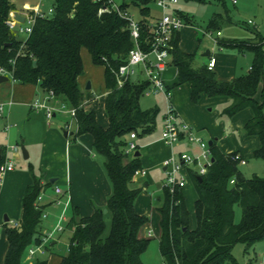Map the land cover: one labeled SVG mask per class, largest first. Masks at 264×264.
I'll return each instance as SVG.
<instances>
[{"label": "trees", "instance_id": "16d2710c", "mask_svg": "<svg viewBox=\"0 0 264 264\" xmlns=\"http://www.w3.org/2000/svg\"><path fill=\"white\" fill-rule=\"evenodd\" d=\"M155 0H122L121 6H136L144 19L142 42L150 35L147 17L152 15ZM225 4V0H220ZM54 13L38 17L32 33L19 38L12 30L10 13L17 6L14 0H0V68L14 81L38 85L45 93L53 91L55 101H66L76 109L73 120L74 136L90 133L94 148L105 156V168L112 182V194L106 204L112 221L107 230L104 208L95 207L92 214L80 216L74 210L70 228L71 239L67 254L60 264H143L142 255L150 239L140 234L150 217L135 209L143 186H135V172L142 169L141 155L126 152L129 137L135 132L143 135L153 131L159 113L157 107L144 109L141 98L149 82L140 78L118 85L120 65L126 62L134 46L129 22L116 12L99 14L100 4L94 0H53ZM188 24L193 19L181 11ZM221 13H215L208 27L215 29ZM207 27V28H208ZM221 47L240 51L251 50L254 62L247 74L221 80L208 63L195 65V54L180 47V31L174 35L170 65L178 69L176 86L189 83L191 99L208 96H227L231 102L223 113L233 116L245 108L253 109L246 122L249 135L260 138L254 151L264 160V37L257 34L252 40H219ZM86 48L95 65L104 67L107 90L105 113L109 126L103 127L95 110L86 109L91 96L83 88L82 50ZM36 62V64H34ZM1 148V147H0ZM4 151L3 148H1ZM213 162L207 172L199 175L190 169V179L197 193L195 201L196 226L190 227V213L183 189L173 192L163 188L157 207L161 215L159 237L162 264H238L232 248L238 242L248 247L264 240V175L246 176L240 169L238 153H224L213 141L210 146ZM44 186L34 175L23 197V212L19 226L8 227L9 248L4 264H48L36 258L26 262L29 247L40 244L43 207L36 202ZM241 208V219L235 221V206Z\"/></svg>", "mask_w": 264, "mask_h": 264}, {"label": "crops", "instance_id": "0c3cea01", "mask_svg": "<svg viewBox=\"0 0 264 264\" xmlns=\"http://www.w3.org/2000/svg\"><path fill=\"white\" fill-rule=\"evenodd\" d=\"M160 14L161 11L159 10V15ZM159 15L154 17L153 22L159 17ZM153 22L148 23L150 25ZM190 25L192 24H189L184 28L189 27ZM186 37L187 32L181 34L180 31V47L184 51L189 52L186 48L188 43ZM224 57L225 56L222 55L220 56V59L216 58V64L213 68L214 71L215 69L216 71H219V74L223 73L222 69L226 64ZM209 58L206 59L204 63H208ZM100 67L103 70L104 83V67ZM235 73L236 69L233 67L229 71L228 76H225V73L222 75L223 77L228 78L221 80H230L231 77L235 75ZM5 75H7L9 79L0 82V101L12 99L13 104L8 107L6 117L0 118V147L4 149L3 152L5 155L6 146L14 145V143L10 144L9 140L14 139L18 141V138L20 137L21 140L30 147H28L30 158L32 156L31 133H33L32 129L35 130L36 127L35 124H33L34 116L36 115L29 114L26 122L24 121V124L21 127L18 121L25 106H27V108L29 107L30 111H33L34 109L31 107L32 101L36 97H44L46 93L38 85L18 84L17 81L12 80L11 76L8 74ZM178 75L177 67L169 65L163 73V79L167 88L172 93V103L178 112L180 122L190 124L194 121L191 113L193 108L190 110L185 109V102L183 101V98L181 99V94H179V92L183 86H185V84H188L189 87H186V92H189L191 96V86L189 83H183L176 86V83L178 82ZM89 81L91 82V88L88 90L90 91L91 96L86 99L85 108L95 110L99 123L103 127L107 128L109 126V120L105 113V99L107 94L105 83V89L101 95V93H99L98 84L85 75L84 72V75L80 77V82L83 88H86ZM29 93L30 95H28ZM146 95L148 96V99L145 101V103L143 102L145 106H143L142 102L141 106L144 109L157 107L159 109V113L153 131L143 134L146 137L142 139L139 138L143 135H138L135 139H133L140 151L142 167L147 171L144 175L135 176V182L139 183L135 184V186H143V191L135 202V209L138 213L146 214L150 217V222L142 227L140 231L141 236L147 237L149 236L148 232L152 231V234H156L158 237H160L161 226L158 227L157 230L156 222H159L160 224L161 215L157 210V207L160 204L159 197L161 195L158 196V205H154L153 193L149 191L153 183L150 172L162 168L166 177L163 163L168 157L172 155L177 156L183 152L194 155L197 153V150L194 148L192 143L190 144L188 142L186 136L181 138L179 144L173 146H169L163 141L162 130L164 128L167 105L165 96L162 93L156 95ZM220 97L223 98L220 100H229V103L231 102L230 97ZM100 98L101 101L99 102ZM249 108H245L241 111L248 110ZM246 112L248 113L245 115L247 118L244 119L243 128L247 133L245 124L253 116V110L251 109V112ZM236 114L234 115L236 116ZM55 116H57V113ZM8 123H14L16 125L7 130L5 126ZM59 128L60 127L52 128L46 126L44 133H40V135H42V149L38 158L36 157L34 159V162L25 164L23 167H17V162L20 160L19 154L22 152V149L20 153H14V158L16 160L15 168L6 174L4 184L0 192V264H4L5 256L9 248L7 228L10 227L11 221L20 220L23 212L24 192L28 185L33 184L34 175L41 178L42 185L44 186L42 191L44 192V198H42L40 205L43 207V211L47 214V217L49 214L46 209H50V207L54 205L57 200L61 201L60 204L62 205V202L67 200L68 194L70 195V201L66 211L69 209V211L73 213L74 210H77L80 216H87L93 213L95 207L106 208L107 200L112 194L113 190L112 182L106 171L105 162L99 159V157L96 155L98 152L94 148V137L90 133L74 136L76 128L73 131L67 130L69 134L65 135L64 129ZM13 129H17V131L13 132ZM247 135L249 137H245L244 135L240 136L241 142H238L237 140L234 141V137L230 142L231 139H229L226 135H223L221 140H218L217 138L219 142H216V144L224 153H232L236 151L238 155L243 158L241 151L242 149H251V152L254 154V151L261 145L260 139L258 145L256 144L255 138L250 139V136L256 135H249L248 133ZM130 139L131 138L129 137V140ZM15 145H18V142ZM11 152L12 151L9 152V155ZM64 164L65 167L63 170L62 168ZM51 179H55V181L52 182ZM140 181L143 183L140 184ZM190 186H193L194 188L192 180H190L186 188L183 189L187 206L189 203L187 200V189ZM57 187L61 188V193L56 192ZM161 190H163V188ZM196 198L197 193L193 202L194 211ZM45 231L41 232L43 236L46 234ZM56 243V241L53 242V244Z\"/></svg>", "mask_w": 264, "mask_h": 264}, {"label": "rangeland", "instance_id": "374dc122", "mask_svg": "<svg viewBox=\"0 0 264 264\" xmlns=\"http://www.w3.org/2000/svg\"><path fill=\"white\" fill-rule=\"evenodd\" d=\"M122 3V0H118ZM25 2H29L30 4H36L38 0H14V3L18 8H22V4ZM53 5V0H44L43 7L47 9L49 6ZM177 9H180L183 13L187 14L190 18L193 19V24L189 27L183 28L181 30V34L187 32V50L191 53L195 54V65L200 66L203 64L209 56L205 57L203 54L210 50L211 54H213L216 58L220 59V56L224 55V60L226 64L222 69L221 74L219 71L215 72L219 79H226L228 77H223L222 75L225 73V76H228L229 71L235 67L236 73L232 78L242 76L247 74L251 69L254 62V53L251 50L240 51L237 48L233 47H221L218 41H214L207 33L206 30H209L208 27L209 22L212 16L215 13H221L222 17H219L217 20L218 25L215 27L214 36H216L217 30H221V35L219 36V40L222 41H232V40H241L247 41L252 40V38L257 34H260L264 37V0H238L236 4L232 2V0H225V4L220 0H180L176 5ZM152 15L147 17L148 22H153V19L156 15H159V9L155 4L151 5ZM129 11L133 15L134 19L139 21L140 19H144L140 14V10L136 6H130ZM251 20L253 23H249ZM208 27V28H207ZM12 30L19 38H24L18 32V25L13 24ZM82 57L84 61V71L85 75H87L90 79H92L99 86V93H103L105 87L103 83V70L100 66H97L93 63L90 53L86 48L82 50ZM139 78H143V75L139 73V75H135L132 77L133 80H138ZM13 80V79H12ZM20 84V83H18ZM186 87H189L188 84H185L181 91L179 92L181 99L185 102V109L191 110L194 121L189 125L192 127L194 135L197 139H200L199 142H192L194 148H196V152L194 156H198L204 149H209V142L222 139V136L226 135L232 141L241 142V135L245 137H249L243 128L244 119L246 111L251 112L252 108L248 110L241 111L233 116L223 113V109L229 104L228 101H223L222 97L217 96H208L202 95L199 101L194 102L191 99L189 92H186ZM30 95V93L28 94ZM153 95V94H151ZM42 97V96H40ZM148 99V96L145 94L141 98V102L143 106H145V101ZM101 101V98L99 102ZM144 102V103H143ZM60 107L62 110L57 112V116L52 117L50 120L46 116L45 110H33L30 111L29 107L25 106L23 113L20 115V119L18 123L20 127L26 122L29 114L36 115L34 116L33 124H35V130H33L31 137V145H32V156L28 159H25L23 153L19 154V162H17V167H23L25 164L30 162H34V159L40 155L42 149V135L45 131V127L49 126L52 128L60 127L65 130H75L76 124L73 120V116L71 115V105L66 101H60ZM8 110V109H7ZM253 110V109H252ZM50 122V124H49ZM69 127V128H68ZM59 128V129H60ZM13 132H16L17 129H13ZM163 132V130H162ZM245 133V134H243ZM146 137L145 135L141 136L139 139ZM256 139V144H259V137L250 136ZM218 138V140H217ZM10 144H16L20 148L22 145L26 147L27 150L29 145L26 144L18 138L17 140L10 139ZM128 141L130 142L131 139ZM179 144L176 143L175 145ZM191 144V143H190ZM232 145V143H231ZM30 148V147H29ZM242 156L245 160H247L246 164H240V169L246 176H252L254 174L264 175V160L261 158H256L254 154L251 152V149H242ZM96 155L105 162V156L96 153ZM10 156L14 157V152H11ZM65 164L63 165L64 170ZM151 180L152 185L150 187V192L153 193L154 205H158V196L162 195V186L165 180V173L162 168H159L155 171H151ZM143 183V182H142ZM140 181V184H142ZM135 184H139L135 182ZM187 200H188V210L190 213V226L193 228L196 226V215L193 209V202L196 197V191L193 186H190L188 189ZM57 194V193H56ZM44 198V192H42ZM61 195V194H58ZM58 201V200H57ZM64 202L58 204L54 203L50 207V209H46L49 216H42V223L40 232L45 231L46 233L51 232L56 226L59 217L63 211ZM235 221L239 222L241 219V208L237 204L235 206ZM72 212L66 211L65 219L62 221L63 230L56 232L52 239H49L46 242V253L42 254L38 252L35 257L29 258L27 256L26 262H32L36 258L47 259L48 264H60L61 256L67 254L71 239V230L67 227L68 223L71 221ZM112 217L110 213L106 214V223L107 230L105 235L109 233L111 227ZM157 230L160 227L159 222H156ZM42 229V231H41ZM42 234V233H41ZM43 236V235H42ZM150 239V243L147 249L144 251L142 255L143 264H162L163 258L160 252L159 246V237L155 234L151 236H147ZM56 241V244L53 242ZM264 240H261L255 243L253 246L248 247L243 242H238L232 248V255L235 258L238 264H264ZM225 264H231L227 262Z\"/></svg>", "mask_w": 264, "mask_h": 264}, {"label": "built area", "instance_id": "2783aa9c", "mask_svg": "<svg viewBox=\"0 0 264 264\" xmlns=\"http://www.w3.org/2000/svg\"><path fill=\"white\" fill-rule=\"evenodd\" d=\"M100 4L99 14L116 12L119 16L126 19L129 22L131 37L134 41V46L130 50L126 62L120 65L118 71V85L122 86L127 80L132 79L133 76L141 73L143 78L149 82V86L145 91V94H164L167 105L165 112V123L162 132L163 141L173 146L178 143L183 136H186L189 143L199 142L194 135L192 127L185 122H180L179 115L172 103V93L167 88L163 79V73L170 65L172 59V50L174 48V35L176 32L181 31L185 26L189 24L181 15V10L175 8L180 0H155L154 4L161 11L159 17L149 25L150 35L142 42V25L139 21L135 20L129 9H124L118 0H94ZM44 0H38L36 4H30L25 2L22 4V8L16 7L10 13L11 21L13 24L18 25V32L28 37L34 28L35 22L38 17L46 18L50 17L54 13V6L51 5L47 9L43 7ZM234 4L238 0H232ZM19 11L21 15L25 17L23 22L15 19L14 12ZM249 23H253L249 20ZM207 33L214 41H218L219 36L222 34L221 30H217L216 36H214V30H206ZM216 64V57L210 55L208 61V68L213 69ZM0 73L8 74L6 70L1 67ZM9 75V74H8ZM10 76V75H9ZM140 79V78H139ZM55 94L53 91L46 92L44 97H36L31 107L35 110H45L47 118L50 120L56 115V113L62 108L60 107V101H55ZM13 104L12 99L0 101V118L6 117V112L9 106ZM76 109L72 107L71 115L74 117ZM16 124L8 123L5 128L8 130ZM69 128V127H68ZM138 135L135 132L131 133V141L127 147L126 152L132 155L137 150V144L133 140ZM20 153L21 148L19 145H7L6 154L2 152V159L0 162V192L2 190L5 176L8 172L14 170L16 160L9 155V152ZM240 158L241 164H246V160L237 155ZM213 162L211 149H204L201 154L194 156L190 153L183 152L179 155H172L164 161V167L166 177L162 188H168L173 192L176 188L185 189L190 179V169L193 168L199 175H203L207 172L208 168ZM146 169H138L135 172V176L146 174ZM57 193H61L60 187L56 188ZM43 198L42 193L39 195L36 202L37 207H41L40 202ZM70 195L68 194L67 200L64 202V209L59 217V220L51 232L46 233L42 237L40 244H33L28 249L27 256L29 258L35 257L40 252L46 253V242L52 239L54 234L60 230H63L62 221L66 216V208L69 205ZM58 204L61 201H56ZM42 216L47 217V214L43 211ZM11 227L19 226V221H11ZM148 235H152V231L148 232Z\"/></svg>", "mask_w": 264, "mask_h": 264}, {"label": "water", "instance_id": "95a60500", "mask_svg": "<svg viewBox=\"0 0 264 264\" xmlns=\"http://www.w3.org/2000/svg\"><path fill=\"white\" fill-rule=\"evenodd\" d=\"M14 15H15V19L18 20V21H20V22H23L25 20V17L23 15H21L19 11H15L14 12ZM210 54H211V51L210 50H207L203 54V56H209ZM34 64H36V62ZM8 79H9V77L7 75L0 74V82H2L3 80H8ZM86 88L87 89H90L91 88V82L90 81L87 83ZM64 133H65V135H68L69 134V132L67 130H65ZM212 143H213V141L211 140L209 142L210 146L212 145ZM21 149H22V153H23L24 158L25 159L29 158V153H28V150L26 149V147L24 145H22ZM2 152L3 151L0 148V162H1V159H2ZM135 155L136 156H139L140 155V151H136L135 152ZM51 180H52V182L55 181V179H51ZM103 211H104V213H107L108 212V208H104Z\"/></svg>", "mask_w": 264, "mask_h": 264}]
</instances>
